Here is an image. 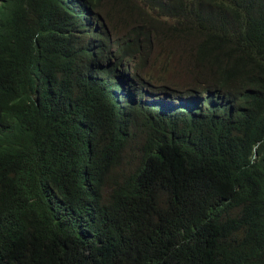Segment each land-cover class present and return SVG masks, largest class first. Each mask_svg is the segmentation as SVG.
Masks as SVG:
<instances>
[{"label": "trees", "instance_id": "obj_1", "mask_svg": "<svg viewBox=\"0 0 264 264\" xmlns=\"http://www.w3.org/2000/svg\"><path fill=\"white\" fill-rule=\"evenodd\" d=\"M0 264H264V0H0Z\"/></svg>", "mask_w": 264, "mask_h": 264}, {"label": "rangeland", "instance_id": "obj_2", "mask_svg": "<svg viewBox=\"0 0 264 264\" xmlns=\"http://www.w3.org/2000/svg\"><path fill=\"white\" fill-rule=\"evenodd\" d=\"M128 30H124L127 32ZM184 45L181 42L166 41L163 45L160 42L154 40L152 42V49L160 56L154 61V54L151 53L148 61L144 66H139L138 70L142 75L143 80H148L154 87L149 86L148 91L154 93L157 96L162 90L161 86L167 85L171 89H179L193 79V76L189 75L192 67L187 59V54L183 50ZM154 61V62H153ZM118 78L121 75H127L129 81L125 85V89H131L132 91L142 86V81L135 77L134 69L130 71H122V68L116 69ZM133 80V83L131 82ZM168 92V91H167ZM173 97L176 96L175 92H171ZM167 97H170L167 94ZM156 98V97H153Z\"/></svg>", "mask_w": 264, "mask_h": 264}, {"label": "clouds", "instance_id": "obj_3", "mask_svg": "<svg viewBox=\"0 0 264 264\" xmlns=\"http://www.w3.org/2000/svg\"><path fill=\"white\" fill-rule=\"evenodd\" d=\"M128 32V31H127ZM127 32H124V30H122V33L123 34H127ZM121 36V35H120ZM118 36V38L120 37ZM125 37V35L123 36V38ZM121 39H118V41H120ZM116 41V42H118ZM144 47L141 48V51L136 54L135 56L133 57H129V62H128V66H125V67H120L122 68V71H130L132 69H134L135 71V77L137 79H139L140 81H142V86L140 88H143L145 91H147L151 96H152V99H156L158 98V96L160 97V100L161 102H164L166 104H170L172 102V100L175 97H173L171 95V92L169 90H165V91H161L160 93L157 94V96H155L154 93H151L150 91H148V89H146L144 83H143V78H142V75L140 74L139 70H138V67L139 66H144V64L148 61L147 59H145V52H146V44H143ZM150 47V46H149ZM115 78L118 80L117 83H118V88L117 89H113L112 90V93L114 96H116L118 98V102H122V105L121 107L124 108L125 107V104L123 102L125 101H129V102H132V98L133 96L135 97V93L138 89L140 88H136L135 90H131V89H125V85L126 83L129 81L128 79V74L127 75H121L119 78H118V75L117 73L114 75ZM133 83V80L131 81ZM167 87V85H164V86H161L160 87V90L162 88H165ZM168 91V92H167ZM167 94L170 95V97H167ZM120 96H123V98H120ZM153 97H156V98H153Z\"/></svg>", "mask_w": 264, "mask_h": 264}]
</instances>
